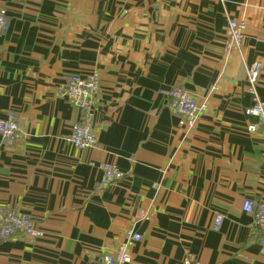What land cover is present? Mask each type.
<instances>
[{
	"label": "crops",
	"instance_id": "crops-1",
	"mask_svg": "<svg viewBox=\"0 0 264 264\" xmlns=\"http://www.w3.org/2000/svg\"><path fill=\"white\" fill-rule=\"evenodd\" d=\"M0 116L19 138L0 136V205L28 213L41 235L0 239V264H97L131 229V264H264L246 199L264 201V137L246 72L262 63L264 0H0ZM230 20L245 23L238 48ZM99 72L94 146L66 140L81 121L59 93L70 74ZM207 103L178 125L166 90ZM123 178L101 185L99 164ZM216 216L222 220L213 228Z\"/></svg>",
	"mask_w": 264,
	"mask_h": 264
},
{
	"label": "built area",
	"instance_id": "built-area-1",
	"mask_svg": "<svg viewBox=\"0 0 264 264\" xmlns=\"http://www.w3.org/2000/svg\"><path fill=\"white\" fill-rule=\"evenodd\" d=\"M7 27V18L0 9V32ZM245 23L230 20L226 26L225 34L228 43L233 48H238L244 37ZM262 69L259 60L253 61L247 69V90L252 95L253 102L243 109V113L256 118V123L248 124L247 131H258L264 137V101L256 97V84ZM100 74L95 71L90 74H70L59 89V93L65 96L69 102L79 108L81 121L75 122L66 140L77 148L94 146L96 138L91 131V120L95 105L99 102ZM167 108L177 119L178 125L191 128L197 118L207 109L205 101L198 100L195 96L179 86H173L166 90ZM0 136L7 143L16 141L19 136V127L14 112L8 111L0 116ZM102 170L101 185H109L123 178V172L114 164L102 162L99 164ZM243 211L254 218V224L259 230V243L264 248V201L246 199L243 202ZM221 216H216L213 228L218 229ZM41 231L36 227L33 218L26 212L14 210L10 205H0V239L20 236L36 238ZM141 240V235L131 229L123 234L121 243L115 248L104 252L97 264H131L130 247ZM181 264H199L190 255H187Z\"/></svg>",
	"mask_w": 264,
	"mask_h": 264
}]
</instances>
